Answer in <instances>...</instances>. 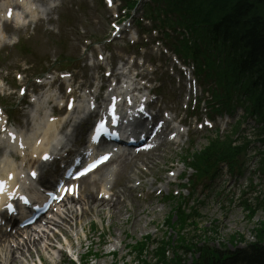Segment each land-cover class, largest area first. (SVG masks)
<instances>
[{
    "label": "rangeland",
    "instance_id": "obj_1",
    "mask_svg": "<svg viewBox=\"0 0 264 264\" xmlns=\"http://www.w3.org/2000/svg\"><path fill=\"white\" fill-rule=\"evenodd\" d=\"M67 9L69 6H66L62 13ZM240 116L237 115L233 124ZM244 126L248 140L252 141L249 143L251 147L247 150V157H240L237 161L239 166H244L243 176H224L210 187L200 185V188L193 191L194 195L179 193L177 204L184 205V215L196 213V218L185 220V223L178 227L173 224L180 218L174 217L168 219L167 226V216L170 215L171 209L177 206L176 203H160L152 198L139 202L133 197L122 207V219H109L103 214L100 216L101 221L91 217L84 221L82 231L78 229L76 240L73 238L74 234L70 237L78 255L91 251V257L81 264H194L203 251L233 253L242 250L247 244L256 242V234L260 230L264 231V174L257 172L259 155L264 149L251 137L253 124ZM208 135L205 133L194 137V147H202L205 139L210 136ZM163 154L165 158L157 169H167L169 163L183 160L185 150ZM187 173L188 176L192 175ZM216 186L220 188L216 189ZM203 188L207 189L208 194L203 193ZM173 189H170L169 194ZM247 204L254 209L252 216L245 210ZM88 213L90 212L87 210L85 214ZM99 235H106V238L102 241ZM60 237L59 241L62 242ZM78 242L82 244L80 248L76 247ZM139 242H146L144 250H138ZM70 258L74 259L75 256ZM64 264H68V261Z\"/></svg>",
    "mask_w": 264,
    "mask_h": 264
},
{
    "label": "trees",
    "instance_id": "obj_2",
    "mask_svg": "<svg viewBox=\"0 0 264 264\" xmlns=\"http://www.w3.org/2000/svg\"><path fill=\"white\" fill-rule=\"evenodd\" d=\"M172 4L188 14L191 25H197L195 56L219 60L218 64L215 60L208 63L224 87L221 98L245 96L248 113L253 110L264 122V0H173ZM211 147L204 162L230 161L243 150L232 148L230 140ZM194 264H264V231L256 234L255 243L233 253L203 251Z\"/></svg>",
    "mask_w": 264,
    "mask_h": 264
},
{
    "label": "bare ground",
    "instance_id": "obj_3",
    "mask_svg": "<svg viewBox=\"0 0 264 264\" xmlns=\"http://www.w3.org/2000/svg\"><path fill=\"white\" fill-rule=\"evenodd\" d=\"M25 2L30 3L31 1L26 0ZM48 95L49 94L47 93L44 96L39 97L37 99L38 104L41 102L43 97L47 98ZM47 127H50V125H47ZM150 159H152V158H147V161H149ZM120 164L123 166V171L121 172V177L126 178V175L124 174L125 168H129L132 173L136 174L134 167L132 165H129L125 159L121 160ZM127 183H128V181L126 180V182L124 184V192L126 193L125 194L126 197L130 198L132 195L133 188L132 187L128 188ZM82 202L86 203L90 207L89 208L90 212L95 214V215H101V214H103V211H104L106 214H108L110 219H112V218L122 219L123 218L122 207L119 204L111 203V202H108L105 200H101L100 202L96 203L90 194H87L86 196H84L82 198ZM69 203L70 202L67 201L68 205H69ZM79 210H80V216L81 217H78V215H79L78 209H73L71 206L68 207L64 221H65V226H67L69 229H73V228L75 229L77 227L81 228V226L83 225V223H82L83 219L88 218L87 215L83 212L82 207H79ZM133 215H134V213H133ZM46 238H48V237H46ZM30 244H32V248H34L36 251H38V253H40V251L42 250L41 247L38 248V245L40 244V242H37L35 240L34 241L32 240V242H31V240H30ZM26 247H27V245L21 246V247L19 246L17 248V250L12 251L11 249L9 250L6 247H4V245L2 246L0 244V253H4V262H5L4 264H26V263L28 264V263H30L29 258L31 257V254L23 251V249ZM29 248H26V249L29 250Z\"/></svg>",
    "mask_w": 264,
    "mask_h": 264
}]
</instances>
